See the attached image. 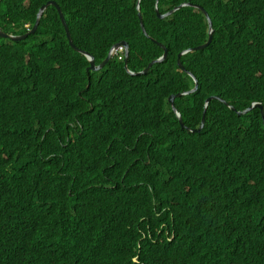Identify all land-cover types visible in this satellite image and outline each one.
Returning <instances> with one entry per match:
<instances>
[{
	"label": "trees",
	"instance_id": "trees-1",
	"mask_svg": "<svg viewBox=\"0 0 264 264\" xmlns=\"http://www.w3.org/2000/svg\"><path fill=\"white\" fill-rule=\"evenodd\" d=\"M47 1L1 0L0 28ZM56 1L97 64L120 41L135 72L168 55L87 71L54 5L0 36V264H264V122L237 112L264 105V0H158L212 20L180 57L208 40L198 8Z\"/></svg>",
	"mask_w": 264,
	"mask_h": 264
},
{
	"label": "water",
	"instance_id": "water-1",
	"mask_svg": "<svg viewBox=\"0 0 264 264\" xmlns=\"http://www.w3.org/2000/svg\"><path fill=\"white\" fill-rule=\"evenodd\" d=\"M157 3H158V0L156 1V10H157V12H158L159 17H161V18H164V17H166V16L171 15L172 13H174L176 10L180 9V8L183 7V6H192V7L198 8L199 10H201V11L205 14V16H206V18H207V21H208V24H209V33H208L209 36H208V40H207L205 43H203V44H201V45H198L196 48H189V49L183 50L182 52H180L179 57H180L181 55H183V54H185V53L191 51V50H194V49H197V50H199V49H203V48L207 47V46L210 44V42H211V40H212V37H213V23H212V20H211V18H210V16H209L208 12L205 10V8H204L203 6H201L200 4H197V3L191 2V1H184V2H181L180 4L174 6L172 9H170L169 11H167V12H165V13H159ZM50 4L56 6V8H57V10H58V12H59V14H60V17H61L62 23H63V25H64V27H65L66 34H67V37H68V39H69L70 44H71L75 49L82 51V52L87 56V58L89 59V61H90V69H92V70H93V69H94V70H98V69H101L102 67H104L105 64L111 59V52L108 53L107 57H106V58H105L100 64L96 65V64H95L94 56H93L91 53H89L88 51H85V50H82V49L78 48V47L74 44L73 39H72V36H71V34H70V31H69V26H68V24H67V21H66V19H65V16H64L63 12H62V9H61L60 5H59L55 0H48L46 3H44V4L40 7L39 12H38L37 17H36V22H35L34 26L30 29V31H29L28 33H32V32H34V31L36 30V28L38 27V24H39L40 17L42 16V14H43L44 10L46 9V7H47L48 5H50ZM138 4H139V0H138ZM139 16H140V23H141L142 29H143V31L145 32V34H148L147 31H146L145 28H144V24H143V20H142V16H141V14H139ZM26 35H27V33H25V34H23V35H20V36H19V35H14V34L7 33V32H5V31H3L2 29H0V36H1V37H4V38H10V39H12V40H18V39L25 38ZM158 43H159V42H158ZM159 44L163 47V54H162L160 57H158V58H156V59L150 61V62L148 63V65L146 66V68H144L143 70H141V71H139V72H133V71H131V70L128 69L129 43L126 42V41H120V42L116 43L114 46H120V45H123V46L125 47V50H126L125 68H126L131 74H140V73H146V72L149 70V68H150L154 63H156V62H161V61H163V60L167 57V55H168V50H167V48H166L164 45H162L161 43H159ZM178 64H179V66L182 67V64H181L179 58H178ZM189 75L194 79V83H195L194 88L191 89V90L189 91V92H193V91H195V90L198 88V80L196 79V77H195L192 73L189 72ZM180 95H182V94H181V93H177L176 95H171V96L169 97V101H170V103H171V105H172V108H173L174 112L176 113V115H177V117H178V119H179V122H180L181 126L184 127V121H183V119H182V115H181V113L177 110V108H176L175 105H174V98H175L176 96H180ZM216 97H217V96H216ZM211 98H215V96H211V97H209V98L206 100V102H208L209 99H211ZM217 98H219V97H217ZM219 99H220L221 101H223V99H221V98H219ZM224 102H225V101H224ZM225 103H226V102H225ZM230 106H231V109H233V110L236 109L233 105H230ZM254 107H259V108H260V111H261V113H262V117L264 118V105H263L261 102H256V101H255V102H252L248 107H246V108L243 109V110H238L237 112H238V113H244V112H247V111L253 109ZM204 123H205V113L203 114V117H202V120H201V124H200V126H199L197 129H191V130H192V131H194V130H198V131H200V130L202 129V127L204 126Z\"/></svg>",
	"mask_w": 264,
	"mask_h": 264
},
{
	"label": "clouds",
	"instance_id": "clouds-1",
	"mask_svg": "<svg viewBox=\"0 0 264 264\" xmlns=\"http://www.w3.org/2000/svg\"><path fill=\"white\" fill-rule=\"evenodd\" d=\"M1 1V0H0ZM56 1V0H55ZM57 2V1H56ZM46 3V2H45ZM58 3V2H57ZM43 5V4H42ZM41 5V6H42ZM50 5H52V4H50ZM48 7V6H47ZM46 7V8H47ZM56 7V6H55ZM138 8H139V4H138ZM40 9V8H39ZM46 10V9H45ZM45 10H44V12H45ZM38 12H39V10H38ZM38 12H37V14H38ZM44 12H43V14H44ZM42 14V15H43ZM41 18V17H40ZM61 18V17H60ZM66 19V18H65ZM143 20V19H142ZM40 21V20H39ZM36 22V21H35ZM35 24V23H34ZM68 24V23H67ZM143 24H144V21H143ZM27 26H29V24H26ZM39 25V24H38ZM34 26V25H33ZM142 27V26H141ZM32 28V27H31ZM31 28H29L28 29V31L27 32H25V33H27V35L29 34L28 32L30 31V29ZM38 28V27H37ZM36 28V29H37ZM65 28V27H64ZM144 28H145V26H144ZM1 29V28H0ZM145 30H146V28H145ZM4 31V30H3ZM36 31V30H35ZM66 31V30H65ZM69 31H70V29H69ZM7 33H9V32H7ZM24 33V34H25ZM33 33V32H32ZM145 33V32H144ZM12 34V33H11ZM71 34V33H70ZM14 35H23V34H14ZM26 35V36H27ZM67 35V34H66ZM146 35H148V34H146ZM68 38V37H67ZM22 39H24V38H22ZM73 39V38H72ZM18 40H21V39H18ZM68 41H69V39H68ZM74 42V41H73ZM70 43V42H69ZM75 44V43H74ZM71 45V44H70ZM76 45V44H75ZM115 45V44H114ZM112 46L111 47V49H110V51L109 52H111V59L113 58V57H116L118 60H121V61H124V66H125V58H126V50H125V47L123 46V45H120V46ZM163 45V44H162ZM72 46V45H71ZM73 47V46H72ZM78 47V46H77ZM120 47H122V49H120ZM74 48V47H73ZM78 48H80V47H78ZM75 49V48H74ZM80 49H82V48H80ZM75 50H77V49H75ZM82 50H84V49H82ZM78 52H80V53H82L85 57H86V59H87V61H89V59L87 58V56L82 52V51H80V50H77ZM85 51H87V50H85ZM89 52V51H88ZM89 53H91V52H89ZM92 54V53H91ZM129 54H130V46H129ZM93 55V54H92ZM108 55V54H107ZM94 56V55H93ZM107 57V56H106ZM160 57V56H159ZM94 59H95V57H94ZM129 59V58H128ZM103 61V60H102ZM101 61V62H102ZM100 62V63H101ZM99 63V64H100ZM95 64L96 65H98L96 62H95ZM106 65V64H105ZM129 69V68H128ZM89 70H92V69H90V61H89V65H88V67H87V71H89ZM94 70V69H93ZM99 70V69H98ZM130 70V69H129ZM94 71H96V70H94ZM128 71V70H127ZM132 71V70H131ZM129 72V71H128ZM133 72H135V71H133ZM130 73V72H129ZM131 74V73H130ZM185 93H188V91H186ZM172 95H176V94H172ZM257 102V101H256ZM262 103V102H261ZM206 105H207V103H206ZM229 105V104H228ZM230 106V105H229ZM230 108H231V106H230ZM259 108V107H258ZM178 110V109H177ZM245 113V112H244ZM261 115H262V113H261ZM177 116V115H176ZM263 118V117H262ZM183 119V118H182ZM179 120V119H178ZM263 122H264V118H263ZM68 125L69 126H71L72 125V122H68ZM184 126H185V124H184ZM191 129H193V128H191ZM197 129V128H196Z\"/></svg>",
	"mask_w": 264,
	"mask_h": 264
},
{
	"label": "built area",
	"instance_id": "built-area-1",
	"mask_svg": "<svg viewBox=\"0 0 264 264\" xmlns=\"http://www.w3.org/2000/svg\"><path fill=\"white\" fill-rule=\"evenodd\" d=\"M120 49H122V47H120Z\"/></svg>",
	"mask_w": 264,
	"mask_h": 264
},
{
	"label": "bare ground",
	"instance_id": "bare-ground-1",
	"mask_svg": "<svg viewBox=\"0 0 264 264\" xmlns=\"http://www.w3.org/2000/svg\"><path fill=\"white\" fill-rule=\"evenodd\" d=\"M163 43V42H162Z\"/></svg>",
	"mask_w": 264,
	"mask_h": 264
}]
</instances>
